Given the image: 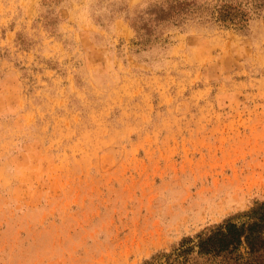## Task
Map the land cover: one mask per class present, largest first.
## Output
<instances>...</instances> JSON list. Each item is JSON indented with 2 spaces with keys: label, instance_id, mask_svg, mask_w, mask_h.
I'll return each instance as SVG.
<instances>
[{
  "label": "rangeland",
  "instance_id": "1",
  "mask_svg": "<svg viewBox=\"0 0 264 264\" xmlns=\"http://www.w3.org/2000/svg\"><path fill=\"white\" fill-rule=\"evenodd\" d=\"M263 200L264 0H0V264H208Z\"/></svg>",
  "mask_w": 264,
  "mask_h": 264
},
{
  "label": "trees",
  "instance_id": "2",
  "mask_svg": "<svg viewBox=\"0 0 264 264\" xmlns=\"http://www.w3.org/2000/svg\"><path fill=\"white\" fill-rule=\"evenodd\" d=\"M245 214L241 223L225 219L197 235V252L208 255V264H264V200Z\"/></svg>",
  "mask_w": 264,
  "mask_h": 264
}]
</instances>
